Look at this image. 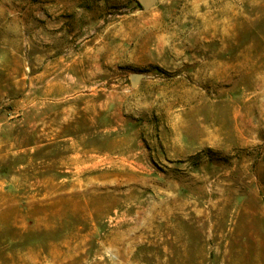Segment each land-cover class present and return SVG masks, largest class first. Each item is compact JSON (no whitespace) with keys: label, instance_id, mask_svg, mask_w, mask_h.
<instances>
[{"label":"rangeland","instance_id":"1","mask_svg":"<svg viewBox=\"0 0 264 264\" xmlns=\"http://www.w3.org/2000/svg\"><path fill=\"white\" fill-rule=\"evenodd\" d=\"M0 264H264V0H0Z\"/></svg>","mask_w":264,"mask_h":264},{"label":"water","instance_id":"2","mask_svg":"<svg viewBox=\"0 0 264 264\" xmlns=\"http://www.w3.org/2000/svg\"><path fill=\"white\" fill-rule=\"evenodd\" d=\"M138 3L143 8L144 11H149L152 8L158 6L159 0H138ZM138 80H139V77L136 75H133L131 77V82L133 85H135Z\"/></svg>","mask_w":264,"mask_h":264}]
</instances>
